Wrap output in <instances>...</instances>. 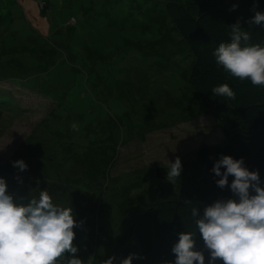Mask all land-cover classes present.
I'll return each instance as SVG.
<instances>
[{
    "label": "rangeland",
    "instance_id": "rangeland-1",
    "mask_svg": "<svg viewBox=\"0 0 264 264\" xmlns=\"http://www.w3.org/2000/svg\"><path fill=\"white\" fill-rule=\"evenodd\" d=\"M6 1L13 20L1 23L0 45L24 62L0 69V93L22 111L0 102V177L18 204L47 190L81 211L86 227L74 228L73 243L85 264L123 259L143 210L176 197L155 167L224 143L188 84L193 58L160 0H0L1 8ZM21 159L23 172L13 167Z\"/></svg>",
    "mask_w": 264,
    "mask_h": 264
},
{
    "label": "trees",
    "instance_id": "trees-1",
    "mask_svg": "<svg viewBox=\"0 0 264 264\" xmlns=\"http://www.w3.org/2000/svg\"><path fill=\"white\" fill-rule=\"evenodd\" d=\"M160 1L163 3L164 13L193 58L188 84L222 132L224 143L198 146L194 158L182 164L181 175L173 184L176 189L175 199L159 200L154 207L143 210L133 230L122 242V258L132 253L139 255L140 258L134 259L133 264L174 262L172 247L178 241V234L182 231H195V224L190 215L191 207L199 208L202 215L203 208L217 199L235 198L230 189H221L216 185L219 177L211 171L222 155L232 156L234 159L243 158L250 171H259L264 186V86H254L250 80L241 81L231 76L222 65L216 63L213 55L214 49L220 43L230 42L229 26L238 20L245 30L250 31V44L264 45V26L253 25L250 28L247 24V20L255 14L254 7L255 11L264 12V0ZM8 2L6 1L4 6H7L6 12H2L4 7H0V25L2 22L9 24L13 20ZM233 5L237 6L234 10ZM5 35L10 36L8 33ZM3 41L2 39L1 42ZM38 50L39 46L31 54L34 55ZM15 53H18V50L12 45H0V69L5 73L7 69L14 73L13 65L8 61L24 62L22 58L15 59ZM7 55H10L8 60ZM19 66L23 67L21 64ZM101 69L104 68L99 71ZM225 83L236 93L235 99L213 96L212 88ZM37 90L38 86L32 88V93ZM0 94V102L6 107L14 103L17 111L22 112L13 99L8 97L7 92ZM48 124L45 118L41 127L46 128ZM38 129L37 126L34 131ZM2 168L0 154V173ZM154 171L156 177H166L167 171L164 167L156 166ZM232 179L233 177L229 176V184ZM16 195L20 201L28 199H24L22 194ZM185 201L191 203L186 204ZM73 213L75 219L83 216L81 211L74 210ZM76 220L83 221L82 226L86 227L84 219ZM196 250H203L205 264H208L210 254L204 249L198 232ZM215 264L223 262L217 260Z\"/></svg>",
    "mask_w": 264,
    "mask_h": 264
},
{
    "label": "clouds",
    "instance_id": "clouds-1",
    "mask_svg": "<svg viewBox=\"0 0 264 264\" xmlns=\"http://www.w3.org/2000/svg\"><path fill=\"white\" fill-rule=\"evenodd\" d=\"M236 7L233 5V10ZM253 10L255 14L247 20L249 27L264 26V12ZM229 27L230 42L220 43L213 51L216 63L241 81L264 86V45L250 44V31L239 20ZM211 91L213 96L236 97L226 83ZM13 167L23 172L28 166L21 159L13 161ZM211 171L219 177L216 185L230 189L235 198L217 199L203 208L202 215L199 208L191 207L195 231L178 234L172 247L175 261L167 264H205L203 250H196L197 232L210 254L208 264L217 260L223 264H264V186L259 171H250L243 158L228 155H222ZM181 172L177 156L170 162L167 181L174 184ZM229 176L233 177L230 184ZM7 189L6 180L0 177V264H85L73 243L74 228L81 227L83 221L75 219L72 207L54 203L47 190H41L38 198L29 197L27 204H18ZM139 258L136 253L120 260L110 256L101 264H133Z\"/></svg>",
    "mask_w": 264,
    "mask_h": 264
}]
</instances>
